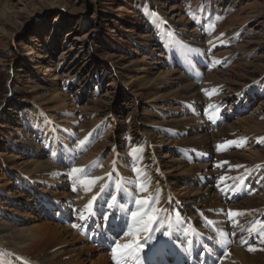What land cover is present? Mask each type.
Wrapping results in <instances>:
<instances>
[{
	"label": "rangeland",
	"instance_id": "1",
	"mask_svg": "<svg viewBox=\"0 0 264 264\" xmlns=\"http://www.w3.org/2000/svg\"><path fill=\"white\" fill-rule=\"evenodd\" d=\"M191 30H196V40L192 39ZM34 56L39 58L33 64L37 66L35 70L45 65L54 70L51 75L56 76L58 93L69 104L66 108L72 110L67 123L75 129L74 141L71 142H85L84 151L91 152L99 162L97 169L109 167L108 172H111L113 164L106 158L112 152H126L124 145L119 143L99 149L107 135L120 137L119 140L128 138V143H131L129 138L141 122L146 123L152 114L162 113L158 121L161 125L157 128L170 131L176 141L193 137L200 144L201 147L191 145L180 149L178 156L201 174L198 183H202V192L209 187L207 195L211 198L215 194L223 196L226 185L235 184L233 187L238 191L243 187L242 181H247L248 185L251 179L240 171L217 163L216 157L220 159V156L235 154L245 161L243 167L252 170L263 167L264 170V0H0L1 210L9 212L15 209L16 215L29 219L30 224L72 227L84 241L80 229L94 221L92 211L82 213L84 219H81L75 205L66 203L64 199L59 202L65 213L61 211L54 215L56 211L53 209L50 214H45L41 201L45 197L49 199V205L51 201L54 205L55 201L42 191L49 189L55 197L62 189L46 185L43 176L36 175L38 178L32 179L21 170L20 163L32 158L31 150L23 145L24 140L40 144L41 136L37 126L9 118L14 106L41 113L44 119L50 118L54 126L62 124L68 112V109L54 110L57 102L54 103L48 88L53 76L49 77L48 83L36 73H27L24 69L23 60ZM156 63H161L167 71H177L187 82L199 87L201 99L198 106L191 101H182L183 105L179 104L178 109L172 107L175 114L171 107L164 111L144 109L148 103L164 97L173 89L172 83L159 78L163 68L160 69ZM207 76L211 80H205ZM160 85L165 88L158 89ZM134 94L139 95V99ZM195 109L197 114H193ZM199 115L204 117V126L197 118ZM181 118L182 122L188 123L185 128L176 129L173 120ZM103 124L107 125L105 129ZM116 124L121 127L115 128ZM202 126L203 131L207 134L215 132L213 135L216 137L222 135L216 133L219 128L226 127L231 132L228 138L222 139V144L206 140V149L199 142L201 134L190 132ZM142 128L146 131L144 126ZM58 143L62 144L61 138ZM41 147L42 150L39 145L37 152L53 166L62 168L51 159L47 149ZM63 147L67 153L70 151L69 146ZM161 153L162 149L158 148L157 155ZM16 156L20 160H15ZM77 160L74 158L71 166ZM106 161L109 162L108 167ZM128 168L127 173L131 171ZM223 172L232 175L223 180ZM127 173L126 176L131 177ZM262 173L264 176V171ZM250 185L249 194L234 198V205L258 195ZM193 186L197 187L195 183ZM212 187H216L215 192ZM68 189H65L66 193L75 195ZM122 190L124 187L118 186V194ZM111 191L110 196L113 195ZM138 191L139 194L130 202L134 210H142L136 200L150 196H142L140 189ZM120 207L116 206L118 212ZM191 207L195 209L194 213L199 214L198 220L204 219L205 215L198 211L204 207L202 204L193 203ZM156 212L149 214L156 215L165 227L159 231H147L140 242L143 243L148 236L152 239L144 244L142 251L134 253L129 262L148 263L149 256L165 245L161 240L157 242L155 236L165 230L168 233L181 232L179 227L172 228V218H166L165 209ZM4 217L11 216L0 213V219ZM258 217L264 220L261 214ZM13 225L21 228L18 224ZM155 228H159L158 223L148 227ZM126 231L125 228L115 243H119ZM259 231L252 235L247 246L253 243L264 246V239L259 238L264 227ZM222 246L228 251L225 241ZM111 251H104L105 255L110 257ZM121 261L125 264L124 259ZM112 263L117 261L112 260Z\"/></svg>",
	"mask_w": 264,
	"mask_h": 264
},
{
	"label": "bare ground",
	"instance_id": "2",
	"mask_svg": "<svg viewBox=\"0 0 264 264\" xmlns=\"http://www.w3.org/2000/svg\"><path fill=\"white\" fill-rule=\"evenodd\" d=\"M189 33L193 34L191 36L193 40L197 39L196 30H191ZM38 59L37 56L26 57L23 60L24 69L27 73H36L44 82L48 81V83L49 77L53 76L54 78L50 81L48 88L54 103L57 102L54 110L61 109L67 111L68 109V112L64 115L65 118L59 126H54L50 122V118L44 119L42 114L35 110H25V108L16 105L10 113L15 114V116L12 117L9 114V118L17 119L19 122L20 120L28 121V123L35 125V127L37 126L38 135L41 136L40 144L37 141L32 143L28 142L29 140L27 139H23V145L31 150L30 154L32 158H26L25 161L20 163L21 170H24V174L31 175L32 179H37L36 175L43 176L46 185H55L56 189H59V187L62 189L61 192L57 193L56 198L52 196V192L49 189H46L47 187L45 188V192L42 191L55 201L54 205H52V201L51 205H49L47 197L41 201L44 207L41 204L40 206L45 214H50L53 209L56 211L54 215H58L61 211L65 213V208L59 202L61 199H64L63 201L66 203L75 205L76 212H79L77 215L79 216L82 213L84 214L85 211H92L94 213L92 225L101 223L98 232L100 230L120 229L121 227L129 231V225L135 226L137 221H141L143 207H146L142 206V210H134L131 207L130 202L133 201V196L136 197V194H139L138 190L140 189L143 194L142 196H146L147 194L151 196L141 198V200L158 199L159 203H154L153 207L157 210L165 209L166 213L164 215L166 218H172L171 221L174 224L172 228H181V232L169 233L167 236L162 234L155 236L157 242L161 240L165 245L150 255L149 261L153 257H159L160 255L162 259H164L163 257H171L172 253L184 256L195 255L200 248H205L206 251L214 255L209 249V245L215 246L218 241L222 245L223 241H225L229 247L228 251L226 249L222 250V247L218 248L219 252L215 256L217 264H264V246H261L259 243L247 246L252 235H256V231L260 232L259 229L264 227V220L262 221L258 217L260 214L264 217L263 167L261 169H247V167H243L245 161L235 154L220 156V159L216 157L217 163L224 164L235 171H240L243 175L250 176L251 179L248 185L247 181H242L243 187L240 190L238 189V191L233 187L235 184L224 185V195L217 196L215 194L211 198L207 195L209 187L202 192V183H198L201 174L197 172L195 167L188 165L185 159L181 158L182 156L180 158L178 156L180 149L191 147V145H198L195 138L188 137L179 141L174 140L170 131L163 130L161 127L157 128V125H161L158 121L162 116V113H158L157 115L152 114V116L148 117L146 123L141 122L146 131L143 130L141 124H139L138 128H135L134 134H131L129 138L131 143H128V138L119 140L120 137L114 138L111 134L107 135L102 140L103 145L101 144L99 149L103 150L109 144L116 145L119 143L120 145H124L126 152H112V155L106 158V160H110V163L113 164L112 173L108 172L109 162L107 163V161L105 162L106 166L108 164L107 169H102L101 167L97 169L96 165L99 162H97L95 155L92 156L91 152L84 151L85 146L83 145L85 143L73 144L71 142L74 139L75 129L72 124L67 123L72 110L66 108L69 104H66V101L58 93L59 91L55 83L56 76L51 75L54 70L48 65L42 68L40 66L41 69L38 71L35 70L37 66L33 64H36ZM156 65L160 69L161 67L163 68L161 63H156ZM162 70L163 72L160 73L159 78L165 80V83H172L173 89L164 97H159V99H155L152 103H148L144 109L154 108L157 111H164L169 107H171V110L172 107H177L178 109L179 104L183 105L182 101H191L197 103L198 106L201 99L199 98V87L187 82L177 71H167L166 68ZM205 80L209 81L211 77L207 76ZM162 88H165V86L160 85L158 89L161 90ZM135 97L139 99L140 96L135 95ZM174 112L173 114H175ZM193 112V114H197L196 109ZM197 118L202 122V125L205 123L204 117L201 115L197 116ZM173 121L176 129L185 128L188 123L182 122V118L180 120L174 119ZM103 126L105 129L107 125L103 124ZM203 126L202 128H193L190 132L197 135L201 134V136L199 135V142L202 143V146L205 145L206 147V140H210L212 144H218L219 142L222 144V139L228 138L227 136L231 132L226 127H222L216 132L222 135L216 137L213 135L215 132L207 134L206 131H203ZM116 127L120 128L121 126L116 124ZM60 138L62 144L58 143ZM20 140H22L21 137ZM39 145L41 150V146L47 149L49 155H51V159L59 163L62 168H57L48 162V160H45L44 155L37 152L40 149ZM63 146H69L70 151L67 153V149ZM198 146L201 147L200 144ZM158 148L162 149L160 155H157ZM172 150H174V154ZM65 155H68V158H64ZM74 158L78 160L76 163L74 161V166H71V164L73 165ZM14 159L20 160L18 156L14 157ZM69 167L70 169H65ZM73 168L84 169L85 173H73ZM127 168L131 170L129 173L126 171ZM110 173L111 175H109ZM126 173L131 177H127ZM229 175L231 176L232 174H226L225 172L224 176L222 175L223 180ZM97 177H102V179L95 180ZM92 180H95V183H91ZM131 183H133V186L130 185ZM194 183L197 187L193 186ZM250 184H252L253 189H256L258 195L245 199L242 204L234 205L233 203L236 202L234 198L243 194H249L248 188L251 186ZM141 185L147 190H143ZM118 186H122L125 190L129 191L122 190L118 194ZM68 187L70 188L68 189ZM66 188L72 193L75 192V195L66 193ZM101 188H103V191H101ZM112 188L113 190L111 191ZM215 188L212 187V190L214 191ZM110 191L113 194L112 196H110ZM94 196L96 199L93 201L92 198ZM67 197H70V200ZM89 201H92L91 210L86 208ZM193 203H200L204 206L198 210L201 211V214L205 215L204 219L198 220L197 216L199 214L194 213L195 209L191 207ZM229 204L231 206L225 207ZM109 205H112V207H109ZM116 206H121L119 212ZM134 211L137 212L136 218L131 216V212ZM105 212L108 214L106 215ZM233 212L240 213V215H231L230 213ZM0 213L5 214V216H11L7 219L5 217L2 220L0 219V264H113L112 251L109 254L110 257L105 255L104 251L95 248L93 244H87L83 237L81 238L72 227L67 228L50 223L30 224L29 219H22L21 215H16L15 209L9 212L0 209ZM105 216L108 218L105 219ZM147 219L143 217L141 227L146 224ZM13 224H18L21 228H16ZM149 225H147V228ZM81 229L83 234L85 226ZM165 231L169 232L168 230ZM146 232L142 231L138 236L124 234L118 244L123 247L125 244H132L134 240L140 241ZM262 232L259 235L261 240L264 239V231ZM97 238L101 239L102 237L98 235ZM131 257L127 258L128 262ZM122 259L120 258V261ZM127 260L126 262L124 260L125 264H128ZM120 263L122 264L123 262L121 261ZM129 264L137 263L135 260H131Z\"/></svg>",
	"mask_w": 264,
	"mask_h": 264
},
{
	"label": "snow or ice",
	"instance_id": "3",
	"mask_svg": "<svg viewBox=\"0 0 264 264\" xmlns=\"http://www.w3.org/2000/svg\"><path fill=\"white\" fill-rule=\"evenodd\" d=\"M211 119V117H210ZM81 144H84V141L80 142ZM230 143V142H229ZM219 147V146H218ZM73 173H85L84 169H77L73 168ZM138 171V170H137ZM111 175V174H109ZM102 179V177H97L95 180ZM223 179V178H222ZM95 180H92L91 183H95ZM143 190H147L143 185H141ZM75 190V189H74ZM101 191H103V188H101ZM96 197L94 196L92 200L94 201ZM135 203L140 206H146L143 207V214L141 216V221L143 220V217H148L146 224H144L143 227H141V221H137L135 226L129 225V231L125 233V235H133L138 236L140 232L142 231H159L161 228H164L163 221H159L158 217L156 215H149V213H156V209L152 206L153 203H159L158 199L153 198L152 200H136ZM109 207H112V205H109ZM86 208L91 210L92 209V201H89V203L86 205ZM231 215H240V213H230ZM131 216L133 218H136L137 212H131ZM81 219H84L83 215L80 217ZM108 217L105 216V219ZM152 223H158L159 228L155 229H148L147 225ZM73 227H77V225H73ZM169 233L167 231L162 232V235L167 236ZM152 239L151 236H148L145 238L144 242L141 243L139 240H134L132 244H125L123 247H121L118 243H115V246L112 248L113 252V259L117 261V264H120V258H123L126 262L127 258L132 256L134 253H138L139 251L143 250L144 244L148 242V240ZM251 250V249H250Z\"/></svg>",
	"mask_w": 264,
	"mask_h": 264
}]
</instances>
